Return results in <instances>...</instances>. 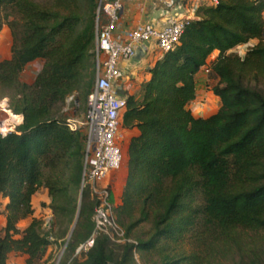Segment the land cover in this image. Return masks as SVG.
I'll return each instance as SVG.
<instances>
[{
  "label": "trees",
  "instance_id": "16d2710c",
  "mask_svg": "<svg viewBox=\"0 0 264 264\" xmlns=\"http://www.w3.org/2000/svg\"><path fill=\"white\" fill-rule=\"evenodd\" d=\"M219 1L199 8L180 43L127 97L122 126L139 133L128 146L116 216L135 243L99 235L80 262L75 254L95 231L97 202L88 190L80 201L86 132L71 130L58 110L75 93L87 103L95 87L98 0H86V8L78 0H0V35L7 26L13 38L11 59L0 61V97L24 118L15 132L0 135V199H9L0 264L11 254L39 264L78 213L72 264H138L135 255L148 253L159 256L154 264H221L245 248L243 233H264V92L250 85L264 80V0ZM253 40L259 43L244 57L231 52ZM38 60L43 68L34 82H24L23 72ZM206 66L221 101L207 118L190 109ZM42 190L50 198L42 207L54 226L64 227L56 238L34 217L33 198ZM28 218L32 223L21 231L18 223ZM144 223L151 224L148 238L134 239Z\"/></svg>",
  "mask_w": 264,
  "mask_h": 264
},
{
  "label": "built area",
  "instance_id": "2783aa9c",
  "mask_svg": "<svg viewBox=\"0 0 264 264\" xmlns=\"http://www.w3.org/2000/svg\"><path fill=\"white\" fill-rule=\"evenodd\" d=\"M125 1L98 0L95 87L88 97L85 123L74 119L67 121L73 131L86 129L82 192L88 190L97 202L93 216L95 231L79 246L76 256L87 254L99 235L108 236L116 244L135 243L126 240L125 232L117 222L114 202L113 178L123 168L126 159L122 117L127 108L129 87L125 85L128 75L122 71L121 64L131 62L138 48L150 43L162 56L172 51L192 21L190 18L170 17L163 27L145 23L119 35ZM205 1L211 6L220 2ZM173 5L170 3L169 6ZM120 88L124 95L119 93ZM0 111L6 114L0 120V135L6 137L23 124L24 118L12 112L8 99L0 101ZM53 225V218L49 217L43 221V230L50 234Z\"/></svg>",
  "mask_w": 264,
  "mask_h": 264
},
{
  "label": "rangeland",
  "instance_id": "374dc122",
  "mask_svg": "<svg viewBox=\"0 0 264 264\" xmlns=\"http://www.w3.org/2000/svg\"><path fill=\"white\" fill-rule=\"evenodd\" d=\"M35 1L41 4H51L55 0H35ZM78 1L80 2L79 4L81 5V7L83 8L87 7L86 0H78ZM198 3L200 4V7L207 5V2L205 0H198ZM12 42H13V38H12L11 30L9 27L5 26L0 35V61L11 59ZM258 43H259L258 40H253L249 44L240 46L231 52L238 56L244 57L248 52V50L256 46ZM212 57L213 56H211L210 59H213ZM216 59L217 58H215V60ZM215 60H211V62ZM43 65H44L43 60H39L37 62L29 64L22 74V80L26 83L34 82L38 73L43 68ZM202 75L203 77H202V81H200V87H199V97H198L199 102L197 106H198V111H200L201 109V111L203 112L202 115L207 118L215 115L219 111L221 107V101L217 96H215V94L212 91V89L218 84L217 78H215L210 73V70H208L207 68L206 70L203 71ZM250 85L264 92V80L258 82L252 81ZM139 90L140 88L138 87H129L128 94L133 95ZM122 92L123 93L120 94L124 95L125 92L124 91ZM2 100L3 99H1L0 97V101ZM87 109H88V101L86 103L84 100H82L80 93H75L74 95L68 97L64 105L61 106V108L58 110V116L66 119V121H68L69 119H74L79 122L85 123ZM83 131L86 132V129L84 128ZM123 135L125 142L127 144L129 139L132 137V132L123 129ZM125 154H126V159L124 166L120 171H118L115 174L113 178L114 202L116 206L115 213L117 208L122 204L124 182L127 175L126 151ZM82 193L83 192H81L80 201L82 198ZM49 217H52L54 221V216L51 214V211L48 209V207L46 208L42 207L41 210L40 209L38 210L37 218H41L43 221H46V219ZM74 225L75 223L70 227V230L63 239H60L57 243H54L52 245L45 258V261L39 264H72L73 263L72 260L75 253H72L71 250L73 244V241L71 240L73 234L71 235V231L74 228ZM63 229L64 227L61 228L59 225H55V226L53 225L55 238L56 235L60 234ZM150 231H151V224L144 223L136 230L134 235L135 237L133 238L136 239V237L140 235L144 239H147ZM242 237L245 248L240 250L239 252L233 251L226 258L219 260V262L221 264H264V233L258 234V233L248 232V233H243ZM69 244L70 246L68 247ZM180 249L185 250L187 253L192 251V248L189 245H184L183 247H180ZM78 259L80 262H82L85 259V256L81 255L79 256ZM135 259L138 264H154L155 262L157 261L159 262L160 260L159 256L152 253L143 254V255L136 254ZM47 260H50V262H47Z\"/></svg>",
  "mask_w": 264,
  "mask_h": 264
},
{
  "label": "crops",
  "instance_id": "0c3cea01",
  "mask_svg": "<svg viewBox=\"0 0 264 264\" xmlns=\"http://www.w3.org/2000/svg\"><path fill=\"white\" fill-rule=\"evenodd\" d=\"M170 3H173L174 5L170 7ZM199 8L200 4L198 3V0H126L124 4V10L122 12V19L118 34L124 35L127 31L145 23H152L157 27H163L167 19L170 17L190 18L194 20L197 18ZM143 47L146 48V52H144V56L140 58L139 61H135L133 59L131 62H123L121 64L122 71L126 72L128 75V77L125 79L126 87L141 88L143 84L150 80V70L155 66L157 61H159L163 57L161 54H159V52H157L155 45H153L152 43L143 45L139 47L138 50ZM218 55L219 52L215 51L212 54L213 59H210L208 62H211V60H215ZM206 68L209 70L208 66H206L202 68L197 76V98L190 105V109L196 117H204L202 115L203 112L201 111V109L200 111H198L197 104L199 102L198 97L200 81H202V74L203 71L206 70ZM5 117L6 114L3 111H0V120ZM127 131L132 132V137L138 135L139 133L136 129ZM131 138L126 144L127 175L124 182V187L126 185L128 177V146ZM8 203L9 199H0V230L7 225L6 207ZM43 204H50L48 192L45 190L38 192L33 198V206L35 209L34 217H38V210L42 209ZM32 220L33 218H28L26 220L20 221L18 223V228L21 231H24L32 223ZM45 258L40 263H43L45 261ZM26 261V256L11 254L8 258L7 264H26Z\"/></svg>",
  "mask_w": 264,
  "mask_h": 264
},
{
  "label": "water",
  "instance_id": "95a60500",
  "mask_svg": "<svg viewBox=\"0 0 264 264\" xmlns=\"http://www.w3.org/2000/svg\"><path fill=\"white\" fill-rule=\"evenodd\" d=\"M144 52H146V48H145V47L139 49V50L137 51V53H136V56H135L134 60H135V61H139L140 58H142V57L144 56ZM119 93H123L121 88L119 89ZM79 208H80V207H79ZM78 220H79V213H78V215H77V218H76V222H75L74 228H73L72 231H71V235H72L73 232H74V229H75V227H76V225H77Z\"/></svg>",
  "mask_w": 264,
  "mask_h": 264
}]
</instances>
